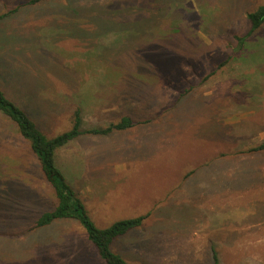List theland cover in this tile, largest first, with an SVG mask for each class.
Masks as SVG:
<instances>
[{
  "label": "rangeland",
  "instance_id": "obj_1",
  "mask_svg": "<svg viewBox=\"0 0 264 264\" xmlns=\"http://www.w3.org/2000/svg\"><path fill=\"white\" fill-rule=\"evenodd\" d=\"M263 3L0 0V88L42 131L134 121L56 153L97 226L145 215L131 264H264V23L237 39ZM56 198L0 112V264H106L79 222L36 226Z\"/></svg>",
  "mask_w": 264,
  "mask_h": 264
},
{
  "label": "trees",
  "instance_id": "obj_2",
  "mask_svg": "<svg viewBox=\"0 0 264 264\" xmlns=\"http://www.w3.org/2000/svg\"><path fill=\"white\" fill-rule=\"evenodd\" d=\"M30 1L34 2L37 0ZM163 1L167 3L168 0ZM115 4L116 2H112L108 6ZM107 13L106 10V13H103L101 18L113 20V17ZM5 15L0 14V19ZM247 17L250 22V28L245 36L237 38L240 45H243L245 39L263 25L264 3L250 11ZM223 64L221 63L220 66ZM0 112L16 124L21 135L30 141L31 148L37 155L47 180L55 189L57 197L55 207L52 210L42 213L37 220L36 226L45 227L59 220L72 219L79 222L85 229L88 240L93 244L99 257L106 264H131L120 253L116 252L112 246L117 238L140 226L145 219V215L120 219L107 227L97 226L88 214L84 201L77 195L65 173L58 166L56 153L58 149L68 145L83 134L108 135L115 130H124L132 127L134 125L133 119L126 115L119 121L107 126H96L86 129L83 127L81 109L76 108L73 113V126L54 136H48L38 127L37 123L30 117L27 111L17 102L7 97L1 88ZM262 149H264V142L252 148L253 151ZM213 260L214 264H219L217 251L213 252Z\"/></svg>",
  "mask_w": 264,
  "mask_h": 264
}]
</instances>
